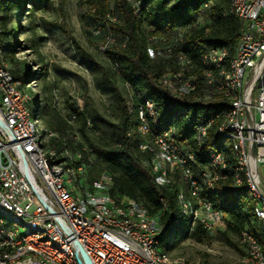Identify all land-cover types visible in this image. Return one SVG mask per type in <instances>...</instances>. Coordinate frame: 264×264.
<instances>
[{
	"label": "trees",
	"instance_id": "16d2710c",
	"mask_svg": "<svg viewBox=\"0 0 264 264\" xmlns=\"http://www.w3.org/2000/svg\"><path fill=\"white\" fill-rule=\"evenodd\" d=\"M87 1L101 16V24L108 33L106 35L113 41L102 53L105 63H99L92 56L82 54L86 63L85 70L89 69L100 82L105 99L101 100L104 109L101 111L89 102L82 107L71 104L69 113L64 115L52 103L54 94L51 88L47 100H41L37 92L33 94L37 97L34 112L43 116L48 131L62 134L75 130L79 133L80 141L75 150L82 152L84 177L86 176L88 185L96 182L100 175H108L112 179L110 196L117 200L126 198L134 201L150 215L159 217L162 228L160 246H170L168 241L174 227L183 222H187L189 227L184 238L191 230V235L201 241L208 234L199 224L193 226L189 218L180 214L176 202L178 186H159L147 163L150 156L139 150V145L144 141V137L137 134L136 130L139 125V111L147 101L151 102L157 112L158 121V126L150 123L151 134L160 133L173 125L177 127L181 141L192 143V132L186 124L185 113L190 112L192 122L202 120L217 111L219 104H201L191 97L171 98L160 85V79L168 69L174 70L178 67L173 57L180 52L188 58L192 66L191 73L199 80L205 52L212 48H228L230 57L233 56L244 24L230 12L232 0ZM47 4V0H0V13L8 20L15 21L9 42L3 38L4 34H0V45L7 62H14L17 38L20 35L17 31L22 17L26 19L29 15L44 10ZM134 4L138 5L136 13ZM24 13L30 14L23 15ZM34 29L35 24L31 21L29 30ZM169 40L172 41V46L175 44L170 57L163 54L151 59L148 49L165 53V41ZM37 46L38 43L34 40L32 47L39 55ZM12 74L23 85L33 78L31 73L19 76L16 70ZM46 76L47 73L44 72L43 79ZM130 131L132 133L128 136ZM209 145H215L213 138ZM226 156L227 178L218 181L214 191L208 192L207 197L213 207L222 212L223 217H228L226 229L237 234L239 241L242 232L247 231L264 242V229L254 213L255 200L245 185L233 186L234 159L228 149ZM198 158L193 166L202 168L205 161ZM241 246L244 256L245 246Z\"/></svg>",
	"mask_w": 264,
	"mask_h": 264
},
{
	"label": "bare ground",
	"instance_id": "6f19581e",
	"mask_svg": "<svg viewBox=\"0 0 264 264\" xmlns=\"http://www.w3.org/2000/svg\"><path fill=\"white\" fill-rule=\"evenodd\" d=\"M230 12L241 20V16H244L246 12L245 0H232ZM165 42V53L148 49L151 59L163 54L170 57L174 49L171 45L172 41ZM241 50V37L231 57L228 48L207 50L202 57L203 70L199 80L191 73L190 62L180 64L179 61H175L178 65L176 69H168L161 77L160 85L171 98L189 99L191 97L204 103H217L220 107L206 118L194 122L191 121L190 112L185 113L186 124L190 126L192 132V143L181 141L177 127L173 125L160 133L153 134L155 138H164L167 135V141L171 146L186 147L188 156H182L181 162H175L174 170L173 159L169 157L168 150L160 141L148 137V133H151L150 123L158 124L157 112L153 104L147 101L139 111V125L136 130L137 134L144 137L139 150L150 156L147 163L159 186H178L176 202L179 212L189 218L193 226L197 225L201 218L203 200L206 201L210 214L214 217H223L222 212L213 207L207 193L214 191L218 181L227 178L226 149H228L234 159L233 186L245 185L248 193L255 200V217L264 229V195L259 193L258 186L251 184L252 176L247 169V160L242 145V129L233 127L240 120V110L235 106H221L242 103L244 100L245 81L244 76L241 75V65L238 60ZM3 51L0 45V75L6 77L8 88L20 102L24 103L27 131L33 152L37 159L50 162L51 171L55 172L59 185L66 190V197L70 199L73 209L77 210L79 218L92 219L96 222L98 231L117 234L118 237L130 240V243H137V236L142 235V231L160 229L148 243L151 263L186 264L182 258H172L168 252L159 251V236L162 229L158 216L150 215L145 208L134 201L126 198L117 200L110 196L109 191L112 187L110 176L102 174L92 184L95 186L86 183L82 154L78 151L70 153L66 149L68 143H74L79 139V133L75 130H68L57 134L42 126L41 118L32 108L35 86L32 85L31 90L28 86L30 83L23 85L14 78L13 70L9 68ZM131 133V131L128 132V136ZM211 138L215 141V145H209ZM52 141L60 143V149H50ZM198 157L205 161L202 168L193 166ZM108 203L116 207L104 208L102 206ZM13 231L19 240H30L35 237L36 242L45 249L24 247V243H16L12 235ZM240 236L241 244L245 246V255L236 264H264V242L259 241L254 234L247 231L242 232ZM42 263L79 264V260L77 255L63 247L58 239L49 235L47 228L34 225L33 222L27 221L21 215L12 213L5 209L4 205H0V264Z\"/></svg>",
	"mask_w": 264,
	"mask_h": 264
},
{
	"label": "built area",
	"instance_id": "2783aa9c",
	"mask_svg": "<svg viewBox=\"0 0 264 264\" xmlns=\"http://www.w3.org/2000/svg\"><path fill=\"white\" fill-rule=\"evenodd\" d=\"M245 5L246 12L241 16L244 24L240 36L242 50L238 56L245 81L244 100L242 103L221 106H235L240 110V120L233 127L242 129V145L247 169L252 176L251 184L258 186L259 193L264 195V0H245ZM137 7L134 4L135 13ZM104 47L105 44L102 50ZM173 61L180 64L190 62L180 52L176 53ZM148 137L160 141L168 150L169 157L173 159V170L175 162H181L182 156H188L186 147L171 146L167 135L155 138L148 133ZM187 173L189 177L188 169ZM0 205L34 225L47 228L49 235L77 255L79 264H86L83 255L90 264H152L148 243L160 229L142 231V235L137 236V243H130V240L117 234L98 231L92 219L79 218L77 210L73 209L70 199L66 197V190L59 185L55 172L51 171L50 162L41 161L34 154L27 131L24 103L11 92L6 77L1 75ZM102 206L116 207L109 203ZM228 223V217L210 214L203 200V212L197 224L207 234L214 235L216 230L226 229ZM12 235L16 243H24V247L45 249L36 242L35 237L19 240L14 231Z\"/></svg>",
	"mask_w": 264,
	"mask_h": 264
},
{
	"label": "rangeland",
	"instance_id": "374dc122",
	"mask_svg": "<svg viewBox=\"0 0 264 264\" xmlns=\"http://www.w3.org/2000/svg\"><path fill=\"white\" fill-rule=\"evenodd\" d=\"M47 2L44 10L35 12L26 19L22 17L17 31L20 35L17 38L14 62H7L9 68L16 70L19 76L31 73L33 78L27 82L30 83L29 89L32 90L34 85L43 101L49 99V90L52 88V103L64 115L69 113L71 104L82 107L86 102L103 111L101 100L104 97L100 82L94 73L89 69L85 70L86 63L82 55L88 54L97 62L105 63L102 53L113 41L106 35L108 33L101 24V16L87 0ZM26 7L29 8L28 5ZM25 14L30 13L23 15ZM0 17L3 18L0 22V34H4L3 38L9 42L15 21L8 20L3 13H0ZM31 21L35 24L34 31L29 30ZM34 40L38 43L39 55L32 47ZM44 72L47 73L45 79L42 77ZM105 96L111 101L108 94ZM32 100L34 110L37 97L33 96ZM39 117L45 127V119L42 115ZM79 141L80 135L76 142L68 143L66 149L70 153L78 151L75 149ZM59 147L60 143L55 141L49 146L50 149H60ZM78 152L82 154L81 151ZM187 232V222L178 223L169 238L170 246L164 248L161 245L159 251L165 250L172 258H182L186 264H236L243 257L239 237L231 230H216L214 235L208 234L201 241L191 235V230L184 238Z\"/></svg>",
	"mask_w": 264,
	"mask_h": 264
},
{
	"label": "water",
	"instance_id": "95a60500",
	"mask_svg": "<svg viewBox=\"0 0 264 264\" xmlns=\"http://www.w3.org/2000/svg\"><path fill=\"white\" fill-rule=\"evenodd\" d=\"M83 258H84V261H85V263L86 264H90L89 262H88V259L83 255Z\"/></svg>",
	"mask_w": 264,
	"mask_h": 264
}]
</instances>
